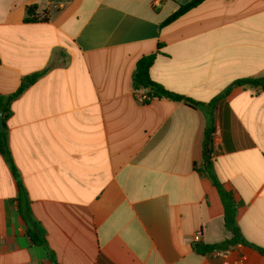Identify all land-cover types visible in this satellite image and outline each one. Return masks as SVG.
<instances>
[{
    "label": "crops",
    "instance_id": "crops-1",
    "mask_svg": "<svg viewBox=\"0 0 264 264\" xmlns=\"http://www.w3.org/2000/svg\"><path fill=\"white\" fill-rule=\"evenodd\" d=\"M0 0V96L43 73L10 104L8 150L44 230L34 244L0 153V264H264V0ZM36 6L45 21L26 23ZM159 46V48H158ZM204 109L136 102V62ZM212 171L238 205L250 245L200 255L192 242L231 238L203 172L206 115Z\"/></svg>",
    "mask_w": 264,
    "mask_h": 264
},
{
    "label": "trees",
    "instance_id": "trees-1",
    "mask_svg": "<svg viewBox=\"0 0 264 264\" xmlns=\"http://www.w3.org/2000/svg\"><path fill=\"white\" fill-rule=\"evenodd\" d=\"M205 0H190L189 2L179 5L177 10L171 14L168 18H166L161 24L160 28H163L190 10L194 9L198 5H200ZM37 7L29 6L26 9V23H35L38 21H45V16L42 18H38L36 16ZM159 48V46H158ZM156 54H152L149 56H144L140 58L135 65L134 71L131 75V88L133 91V96L136 102L140 105H148L152 100L155 99H163L168 100L175 103H182L185 106H188L193 109H204L213 105L214 102L209 104H202L193 101L191 98H186L184 96L172 93L164 89L161 85L153 82L150 78V68L154 62ZM43 73L34 74L29 77H25L17 89V91L7 97L0 96V111L3 115V121L9 116L10 113V104L11 102L19 96L25 89H27L31 84H33ZM239 84H247L252 86H260L264 87V78L257 80H244L240 82H235L230 85L220 96L216 99L218 100L222 96L228 94L231 87ZM144 96L142 100H138V95ZM211 134H212V115H206V129H205V139H204V156H203V172L207 176L208 180L211 182L213 187L216 189L218 195L220 196L223 203V215H224V226L228 232L231 234V238L222 243L215 245H203L200 243L192 242V249L195 253L200 255L211 254L214 252H221L229 249L231 246L240 244V245H249L244 238L241 236L240 230L236 224V211L238 205L233 201L231 195L226 192L222 186V184L217 180L216 176L212 171L211 164V156H210V144H211ZM0 153L6 159L10 173L15 180L16 187L18 190L17 197V211L28 228V236L30 240L41 246L48 256V258L54 262V255L47 248L44 230L39 226V224L35 223L31 217L30 213V200L22 186L19 175L13 165L9 150H8V141L6 132L0 133ZM250 246V245H249ZM257 251L264 256V249L256 248Z\"/></svg>",
    "mask_w": 264,
    "mask_h": 264
},
{
    "label": "built area",
    "instance_id": "built-area-1",
    "mask_svg": "<svg viewBox=\"0 0 264 264\" xmlns=\"http://www.w3.org/2000/svg\"><path fill=\"white\" fill-rule=\"evenodd\" d=\"M144 98V96H142L141 94L138 95V100H142ZM213 140H214V135H212L211 137V144L213 143ZM212 151V149H211ZM213 155V152H210V156L212 157ZM199 237H200V232H196L193 236V242H198L199 241Z\"/></svg>",
    "mask_w": 264,
    "mask_h": 264
},
{
    "label": "water",
    "instance_id": "water-1",
    "mask_svg": "<svg viewBox=\"0 0 264 264\" xmlns=\"http://www.w3.org/2000/svg\"><path fill=\"white\" fill-rule=\"evenodd\" d=\"M4 132H5V124L3 121L2 112L0 111V133H4Z\"/></svg>",
    "mask_w": 264,
    "mask_h": 264
}]
</instances>
